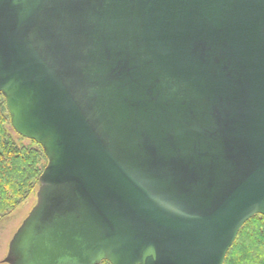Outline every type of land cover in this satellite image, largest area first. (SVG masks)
Wrapping results in <instances>:
<instances>
[{
  "label": "water",
  "instance_id": "obj_1",
  "mask_svg": "<svg viewBox=\"0 0 264 264\" xmlns=\"http://www.w3.org/2000/svg\"><path fill=\"white\" fill-rule=\"evenodd\" d=\"M0 96L46 159L4 264H223L264 217V0H0Z\"/></svg>",
  "mask_w": 264,
  "mask_h": 264
},
{
  "label": "trees",
  "instance_id": "obj_2",
  "mask_svg": "<svg viewBox=\"0 0 264 264\" xmlns=\"http://www.w3.org/2000/svg\"><path fill=\"white\" fill-rule=\"evenodd\" d=\"M18 140L24 141L11 129L0 96V220L6 219L37 191L46 166L38 145L30 141L24 145ZM223 264H264V217L254 216L242 226Z\"/></svg>",
  "mask_w": 264,
  "mask_h": 264
},
{
  "label": "rangeland",
  "instance_id": "obj_3",
  "mask_svg": "<svg viewBox=\"0 0 264 264\" xmlns=\"http://www.w3.org/2000/svg\"><path fill=\"white\" fill-rule=\"evenodd\" d=\"M18 143L29 145L28 140ZM36 203V192L31 194L28 199L22 203L12 214L6 219L0 220V264H4L3 260L6 257L9 243L17 229L20 227L24 219L27 217L31 209Z\"/></svg>",
  "mask_w": 264,
  "mask_h": 264
}]
</instances>
